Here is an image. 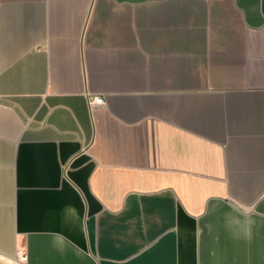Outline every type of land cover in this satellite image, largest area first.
Returning a JSON list of instances; mask_svg holds the SVG:
<instances>
[{
	"label": "crops",
	"instance_id": "1",
	"mask_svg": "<svg viewBox=\"0 0 264 264\" xmlns=\"http://www.w3.org/2000/svg\"><path fill=\"white\" fill-rule=\"evenodd\" d=\"M22 256L264 264V0H0V264Z\"/></svg>",
	"mask_w": 264,
	"mask_h": 264
},
{
	"label": "built area",
	"instance_id": "2",
	"mask_svg": "<svg viewBox=\"0 0 264 264\" xmlns=\"http://www.w3.org/2000/svg\"><path fill=\"white\" fill-rule=\"evenodd\" d=\"M89 106L92 107L93 105H102L103 100L100 97L94 96L92 98H89ZM25 258L22 256L19 259L13 260L11 264H24Z\"/></svg>",
	"mask_w": 264,
	"mask_h": 264
}]
</instances>
